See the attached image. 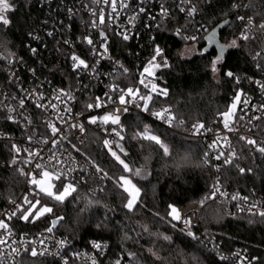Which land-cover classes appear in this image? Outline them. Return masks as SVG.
<instances>
[{
  "label": "trees",
  "instance_id": "obj_1",
  "mask_svg": "<svg viewBox=\"0 0 264 264\" xmlns=\"http://www.w3.org/2000/svg\"><path fill=\"white\" fill-rule=\"evenodd\" d=\"M236 1L237 7L234 8V0H197L209 29L196 40L198 51L190 56L180 53L184 42L170 31L157 33L154 47L159 45L163 49L164 57L171 65L157 71L160 82L169 91L168 97L160 103L174 109L180 128L196 121L207 123L220 120L219 113L227 110L236 91L244 87L242 79L262 72L256 64L264 66V56L253 59L262 44L258 27L250 32V39L238 40L240 47L224 52L216 76L210 71L211 61L220 54L219 45L239 37L242 31V23L237 17L243 0ZM249 1L251 5L243 11L252 16L258 26L264 21V0ZM11 2L15 5V11L8 13L11 23L7 27L0 25V43L6 44L7 51L0 48V53H14L38 67L30 55L33 42L29 33L38 28L44 7L39 6L36 0ZM225 21L228 23L225 24ZM215 29V42L209 45L204 55H200ZM7 65L5 60L0 59V82L5 79ZM58 70L54 68L46 73L60 83L62 78ZM229 70L241 77L238 85L225 75ZM39 71L44 70L39 68ZM129 73L133 78L135 72L131 70ZM123 119L125 139L120 145L124 153L119 148L117 153L130 168L142 169L147 178L125 172L104 146L101 134L89 129L87 141L80 146L79 152L102 170V177L86 175V181L76 185V191L63 203L44 197L41 202L53 207V212L35 223H21L17 232L29 234L51 226L53 220L62 217L53 231L67 235L75 245L86 246L95 239L109 242V249L101 259L102 264H114L117 258H121L122 264H233L228 259H220L202 235L194 234L196 239L188 236V231L168 215L171 204L180 209L187 203L202 200V230L220 241L223 249L242 246L257 258L259 264H264V218L245 213L231 214L221 202L206 199L211 171L204 162L205 150L200 142L154 123L137 112H128ZM180 120L184 123L179 124ZM144 125H148L152 133L159 135L169 146L170 156H164L163 150L150 141L131 138ZM234 140L239 157L232 164L221 167L224 182L264 193V154L239 137H234ZM185 156L187 160L183 159ZM12 159L11 143L0 138V202L16 198L21 189L22 175L17 165L11 164ZM177 162L181 164L179 168L175 166ZM239 165L252 171L241 174ZM123 173L130 174L140 189L132 211L124 207L127 193L117 183V178ZM90 186L97 188L96 193ZM164 236L171 237V240H164ZM128 253H134L135 257H129ZM193 256L197 260L194 261ZM12 264L61 263L50 257L32 256L25 250ZM71 264L86 263L73 261Z\"/></svg>",
  "mask_w": 264,
  "mask_h": 264
},
{
  "label": "built area",
  "instance_id": "obj_2",
  "mask_svg": "<svg viewBox=\"0 0 264 264\" xmlns=\"http://www.w3.org/2000/svg\"><path fill=\"white\" fill-rule=\"evenodd\" d=\"M37 4L44 7V15L39 21L38 28L31 32L33 46L37 51L33 54L30 50V55L38 65L30 64L28 60L22 56L20 62H14L11 65L5 67V79L0 82V138L5 139L11 143H15L22 149L19 155L13 152V158L17 159L18 168H23L25 173H36L40 170L35 169L34 165L37 162L45 164L49 170H53L52 165H55V171H63L67 179L64 183L71 182L75 186L84 183L86 181V175H97L102 177V173L97 171V168L93 165V162L83 156L79 151L88 137L89 129H93L102 136V140H109L113 151L117 152L116 142H121L118 137L114 135H108L105 133V128L117 127L114 125L103 124H90L88 123V117L92 115H103L106 111H110L113 108H120L119 112L121 125L123 126L122 135L125 130L124 115L128 112H137L144 115L150 121L157 123L171 131L179 133L181 135L191 137L200 142L204 147L205 153H208V167L211 171V181L207 189L205 197H209L212 194L213 186L219 187L220 192L227 193L226 196H222L219 193L216 194L214 199L221 202L226 210L231 214H251L248 209L252 204L258 205L260 210H264V193H257L255 190L242 189L237 185H227L221 174V167L227 165L225 159L230 158V153L235 150L236 157L233 162L239 157V151L234 137H240L241 135L255 139L259 146H264V111L260 110V106L264 104V92L259 87L250 82L249 77L253 80L264 81V72L260 75L246 76L242 79L244 87L242 90L249 100L248 105L240 104L237 108V116L244 115V120H237L232 127L237 129L236 131H227L223 127L222 118L220 120H214L207 123L196 121L186 127L180 128L177 123V119L173 121L172 127H169L163 121L157 120L147 112H142L140 108L136 106L139 101L130 103L128 111L124 112V106L119 104H109L107 108L98 109L95 111H89L85 108V105L91 102L97 96H104V93L109 91L107 87L110 84H119L121 87H133L140 88L141 92L146 91L142 85L139 84L140 72L146 66L147 62L153 55V48L155 45V39L157 33L161 31H170L171 34L186 43H192L196 46V40L209 29L207 21L201 16V11L197 0H191V4L183 3L182 0H125L129 4V7L124 9L120 8L118 4V14L113 13L115 19L106 25H101L99 28H92L91 21L96 19L91 15V10H95L97 14L103 9L105 13V19L108 20V13L112 10L109 6L103 3L97 4L94 0H36ZM237 5V1L233 2ZM168 8L169 16L164 17L161 15V5ZM251 5L249 0H243L241 4V10L238 16L245 17L242 23V30L245 28L247 18L252 17L245 14L244 8ZM190 6H195L197 12L191 16L186 12H181V7L187 9ZM139 7H144L147 10L146 14H140L135 21V27L129 24L128 19L136 13ZM71 9V12L69 11ZM149 16H155V20H150ZM264 21H261V23ZM151 25V27H146ZM159 25V26H158ZM255 26L251 27V31H255ZM103 29L108 34L109 52L106 58L101 59L100 63L96 66L98 72L101 74L98 79L93 77L86 70H78L77 72L72 70V61L70 55L75 53L86 62L92 64L95 59L89 51L90 46L83 42V37L88 35L99 46V31ZM130 35L133 37L128 41H124L120 35L116 33L122 30H129ZM180 29V34H176V30ZM258 29V28H257ZM259 30V34L262 37V44L257 49V52L261 53L260 56H264V30ZM52 32L53 35L49 36L48 33ZM33 36L39 37V39H33ZM195 36V40H185L184 37ZM154 38V39H153ZM70 41V44H65L64 41ZM256 52V53H257ZM195 53V52H194ZM17 57V56H16ZM119 61V65H123L128 69L127 73L123 72V68L116 64ZM58 68V74L62 78V82L54 81L46 73L47 70L52 71L54 68ZM43 69L44 71H39ZM35 70V74L31 71ZM135 72L132 78L129 72ZM155 78L147 77L145 83L152 81L157 84L158 88H168L160 82L158 69H155ZM15 72L18 76V80H13L12 73ZM48 72V71H47ZM111 74V75H109ZM78 79L81 83L88 85L87 88H79ZM42 85V87H41ZM45 96V100L41 103L47 104L48 100L56 95L57 89L71 88L72 94L76 97L75 101L68 102V107L72 109V113L68 114L64 111V104L57 102V106L61 109L57 112L51 108L47 111L35 107V96H29L25 100V108L19 107L18 99L13 97L25 96L24 90L29 92L38 88ZM79 89V90H78ZM169 94V91H168ZM115 96V94H113ZM168 97V95H167ZM167 97L158 96L154 94L153 105L155 109L168 107L171 109L173 115L176 116L174 109L170 105L160 103L162 99ZM106 99V98H105ZM55 102V101H54ZM255 105V107H253ZM7 106L14 107L16 109L13 113L7 112ZM152 105H150L151 107ZM243 108L244 111H240ZM22 114V115H21ZM12 115L16 122L8 120L6 117ZM63 116L65 122H61L58 117ZM23 117H28L31 123H27ZM257 117H259L257 119ZM177 118V117H176ZM249 118L251 123H249ZM48 122H53L60 129V133L53 137L50 128L47 127ZM77 123L83 124L85 131L81 132L79 128H71L70 124ZM204 124L206 128H211L212 131L205 132L203 129L199 134L195 133L193 125ZM119 130V128H118ZM217 133L220 136H226L230 141V145L221 139L216 147L210 148L209 145L217 137ZM31 136L32 141L29 142L27 137ZM66 136L67 138H62ZM43 139H48L49 143L44 144ZM53 139L57 140L55 146L51 143ZM29 149L31 151H37L40 153V157L32 158L31 164H25L24 161L27 158V153L23 149ZM108 149V148H107ZM223 151L224 155L220 159H216V155ZM55 155L57 159L62 160L61 164H56V161H52L49 164V160L52 155ZM205 160V158H204ZM232 162V163H233ZM242 166H238V169ZM69 169H75V171H69ZM59 185V181H54ZM90 184V183H89ZM91 185V184H90ZM93 193H96L97 188L90 186ZM34 191L33 186L29 184V177L22 175V185L20 192L16 198L8 201L0 202V219H6L4 214L10 212L13 209L12 201L16 203H22V197ZM236 195L238 199L232 200L231 197ZM247 197L245 201L241 198ZM31 199V195H29ZM201 201L190 202L183 205L179 210L182 217L181 221H177L178 225L186 231H192L193 234L202 235L206 240L208 246L215 251L220 259H228L233 264H241V260L244 264H248V261H252V264H259L255 257L251 255L242 246L223 249L220 241L216 240L214 236L209 233H205L200 226L201 217ZM243 208L244 211L240 209ZM255 211V210H254ZM183 219H190V225H185ZM9 223L12 231L11 236H7L6 233L0 231V238L8 240L7 245H0V264H12L18 257L28 249L35 248L37 252L45 251L44 255H36L37 257H50L61 264L67 261V264H71L73 261H81L86 264H92V258H95L97 264H102L101 259L106 255L109 249V242L103 239H95L89 243V245H75L73 240L65 234H59L54 231L47 233L41 228L29 234L17 232L19 225L24 221L13 218ZM23 232V231H22ZM23 238V239H22ZM40 240H44V244L40 243ZM60 241H65L63 247L60 245ZM101 243L107 245L101 254L97 249L93 247V243ZM18 248V253H12V248ZM239 253V255H237ZM31 254V253H30ZM256 258V257H255Z\"/></svg>",
  "mask_w": 264,
  "mask_h": 264
},
{
  "label": "snow or ice",
  "instance_id": "obj_3",
  "mask_svg": "<svg viewBox=\"0 0 264 264\" xmlns=\"http://www.w3.org/2000/svg\"><path fill=\"white\" fill-rule=\"evenodd\" d=\"M95 3L100 4L103 3L104 5H107L111 8V12L108 13V20L106 21L105 19V13L103 9L97 14L95 10H91V15L93 17H96V19H93L91 21V27L92 28H99L101 25H106L110 24L114 19L115 16H113V13L118 14V4L120 8H128L129 4L125 2V0H94ZM183 3H188L191 4V0H182ZM233 7H237V5L233 4ZM181 12H186L187 15L191 16L197 12V8L195 6H190L189 8L185 9L181 7L179 9ZM11 11H15V5L11 2V0H0V25H3L5 27L9 26L11 21L9 19L8 13ZM71 12V9H69ZM161 15L164 17L169 16V9L164 7V5H161L160 8ZM147 10L144 7H139L138 10L134 15L129 17L128 22L129 24L132 25V27H135V21L137 20L138 16L140 14H146ZM150 20H155V16H149ZM238 20L244 21L245 17L243 16H238ZM228 21H225V24H227ZM159 26V25H158ZM258 27L260 30H264V22L260 23L258 26L255 25V22L252 17L247 18V23L245 28L240 32L239 37L231 39L230 42L227 44H220L219 49H220V54L216 56L212 61H211V67L210 71L212 73H217L219 71L218 69V64H220L223 59H224V52L227 49H233V48H238L240 45L238 44V40H248L250 39V31L251 27ZM146 27H151V25H146ZM117 35H120L124 41H128L129 39L133 38L130 35V29L129 30H122L118 33ZM176 34H180V29L176 30ZM29 35H32L29 33ZM49 36L53 35L52 32L48 33ZM99 46L97 47V43L88 35L83 37V42H85L87 45L90 46L89 51L94 57H98V59H95L92 64H89L86 62L85 59H82L80 56L76 55L75 53H72L70 55V60L73 62L72 63V70L73 72H77V75L79 77V72L78 70H86L92 77L93 79H98L99 76L101 75L98 70H97V65L100 63L101 59L106 58L108 52H109V43H108V34L101 29L99 31ZM216 38V32L213 30L208 39V43L211 45L215 42ZM33 39H39V37L33 36ZM154 39V38H153ZM185 40H195V36H185ZM65 44H70V41L65 40ZM0 48H4L5 51H7V47L5 43H0ZM33 54L36 53L35 48L30 49ZM191 51V50H189ZM207 52V49H203L199 54L204 55V53ZM261 53L257 52L253 59L255 60L257 57H259ZM0 59L5 60L9 65L13 64L14 62H20V58L16 57L14 53H8V55H4L3 53H0ZM116 64L123 68V72L127 73L128 69L124 68L123 65H119V61H116ZM171 65H169L168 60L164 57V52L163 49L159 46L156 45L153 48V55L151 59L147 62L146 66L143 68V71L140 72V80L139 84L143 86V88L146 90L144 92H141L140 88H133V87H121L119 84H110L107 87L109 88V91L104 93V96H97L95 97L91 102L87 103L85 105V108L89 111H95L98 109L102 108H107L109 104H119L124 106L123 111L127 112L128 111V105L130 103H134L139 101V103H136V106L140 108L142 112H147L151 116L155 117L157 120L163 121L166 124H168L169 127H172L173 121H175L177 118L175 115L172 114L171 109L168 107H163L160 109H155L153 105V100H154V94L158 96H164L167 97L168 95V90L165 88H158L157 84L153 83L152 81H149L148 83H145V80L147 77H153L155 78V71L154 69H159L161 67L163 68H168ZM256 67L264 72V66H261L259 63L256 64ZM33 74H35V70H31ZM111 75V74H109ZM225 75L232 79L237 85L240 83L241 77L237 76L234 72L232 71H227ZM13 80H18V76L15 72L12 73ZM251 83L257 85L259 89L264 92V81L262 80H253L252 78H248ZM78 84L79 88H87L88 85L83 84L79 81L78 79ZM42 87V85H41ZM79 90V89H78ZM26 95L21 96V97H13V99H18L19 102V107L21 109L25 108V100L29 96H35V107L39 109H43L47 111L49 108L60 112L61 109L58 108L57 102L64 104V111H66L68 114L72 113V109L68 107V102L75 101L76 97L72 94L71 88L69 89H64L60 88L55 90L56 95L52 97L50 100H48L47 104L41 103V101L45 100V96L42 92L39 91L38 88L32 89L30 92L28 90H24ZM115 94V96L113 95ZM106 98V99H105ZM55 101V102H54ZM243 104V105H248L249 100L246 97V94L242 90H237L236 94L233 98V102L231 105L227 108L222 113H219L220 117L222 118L223 122V127L227 131H236L237 129H234L232 125L237 121V120H244V115H239L237 116V108L238 105ZM150 105H152L150 107ZM255 107V105H253ZM260 110L264 111V104L260 106ZM16 109L11 106H7V112L8 113H13L15 112ZM121 111L120 108H113L110 111H106L103 115H92L89 116L88 123L90 124H103V125H114L117 127H112V128H105L104 131L108 135H114L119 138V140H124L125 137L121 134L123 131V126L121 125V119L119 112ZM240 111H244L243 108L240 109ZM22 115V114H21ZM8 120L16 122L15 118L12 115H8L6 117ZM27 123H31V120L28 117H23ZM259 117H257L258 119ZM58 119L61 122L64 121L63 116H59ZM251 119L249 118V123H251ZM184 121L180 120L179 124H183ZM47 127L50 128L52 136L56 137L60 133V129L56 126L55 123L53 122H48ZM69 127L71 128H79L81 132L85 131L84 125L83 124H77L73 123L70 124ZM119 128V130H118ZM193 128L195 129V133L199 134L200 131L203 129L205 132H210L212 131L211 128H206L204 124H196L193 125ZM62 138L66 139V136H63ZM133 140H146L154 143L155 145L159 146V149L163 150L164 156H170L171 155V150L169 146L161 139L159 135L153 134L152 130L149 128L148 125H144L142 129H139L136 131V133L131 137ZM28 141H32V137L28 136L27 137ZM223 139L225 142H227L230 145V141L226 136H220L219 133H217L216 139L213 141L212 144L209 145L210 148L216 147L218 142ZM240 140L245 141L246 144L252 145L253 147L256 148V150L262 154H264V146H259L257 144V141L255 139H251L248 137H245L241 135L239 137ZM44 144H48L49 140L48 139H43ZM53 146L56 145L57 140L53 139L51 141ZM104 146L108 148V151L111 153V155L123 166V169L125 172L132 173L135 176H140L142 178H147V174L144 173L142 174V169H133L129 167V164L126 163L115 151H113L111 147V143L109 140H104L103 141ZM116 147L119 148L120 152L124 153V148L122 145L119 144V142H116ZM11 150L16 153L17 155L20 154L22 149L18 147L15 143L11 145ZM24 152L27 153V158L22 161L25 164H31L32 158L40 157V153L37 151H31L27 148L23 149ZM125 155H127L125 153ZM224 153L223 151H220L216 155V159H220L221 156H223ZM236 157L235 150H233L230 153V158L225 159L226 164H232L233 159ZM187 156H185L183 159L187 160ZM52 161H56V164H61L62 160L57 159V157L53 154L49 160V164H51ZM205 163H208V153H205ZM18 163L17 159H12L11 164L16 165ZM177 168L181 166L180 162H177L175 165ZM35 169H38L40 171L36 173H25L23 168H18L17 170L21 175H27L29 177V184L33 186L34 191L31 193L25 195L22 197V203H16V201H12L13 204V209L10 212H6L4 216L6 219H0V231H3L4 233L7 234V236L12 235V231L10 229L9 223L6 221H11L13 218H16L18 220L24 221L26 223H35L36 221L40 220L42 217H44L46 214L52 213L53 212V207L49 206L47 203H42V199L44 197L55 201L57 203H63L64 200L72 193L76 191V187L73 183L68 182L64 183V180L67 179L66 174L61 170V171H55V165H52L53 170H49L48 167L45 166V164L37 162L34 165ZM69 171H75V169H69ZM97 171H102L101 169L97 168ZM239 171L241 174H244L246 171L251 172L252 169H245V168H239ZM107 176V173L104 174ZM54 181H59V185L54 183ZM117 183L119 184L120 187L123 188V191L127 193V199L126 202L124 203V207L128 209L129 211H132L134 209V206L137 204L138 197L140 195V189L132 182V180L128 177L125 176H120L117 178ZM219 193L222 196H226L227 193H222L220 192V189L218 186L214 185L213 186V191L212 194L209 197H206V199H214L216 194ZM29 195H31V199L29 198ZM232 200L238 199L236 195H233L231 197ZM243 200H247V197L241 198ZM203 203V201H201ZM170 211L168 212V215L171 217L172 220L175 221H181L182 217L180 214V211L173 205H169ZM241 211H244L243 208L240 209ZM255 210V211H254ZM248 211L252 215H258L261 218H264V210H260L258 205L252 204ZM59 219H62V217H57L56 220H53L51 222V226L47 227L44 231L47 233H51L53 231V228L55 227L56 223L58 222ZM183 223L187 226L190 225L191 221L190 219H183ZM251 223V221H250ZM147 230V229H145ZM187 235L192 237L193 239H196L192 231H188ZM23 239V238H22ZM164 240H171V237L164 236ZM41 244H44V240H40ZM61 247L64 246L65 241H60L59 242ZM8 240L5 238H0V245H7ZM93 247L97 249L101 254L103 253L104 248L107 247V245H102L101 243H93ZM26 251H29L28 249H25ZM12 253H18L19 249L18 248H12L11 249ZM45 251L37 252L35 248L30 249V253L32 256L36 255H44ZM150 252H152L151 249H149ZM155 255V252L152 253ZM129 257L134 258L135 254L134 253H128L127 254ZM239 255V253H237ZM159 259V257H157ZM192 259L195 261L197 260V257L193 256ZM253 260L257 259L255 257L252 258ZM64 264H67V261H64ZM92 264H97V261L95 258H92ZM114 264H122L121 258H117L114 261ZM241 264H244V261L241 260ZM248 264H252V261H248Z\"/></svg>",
  "mask_w": 264,
  "mask_h": 264
},
{
  "label": "rangeland",
  "instance_id": "obj_4",
  "mask_svg": "<svg viewBox=\"0 0 264 264\" xmlns=\"http://www.w3.org/2000/svg\"><path fill=\"white\" fill-rule=\"evenodd\" d=\"M189 50H191V51H189ZM196 51H198V48H196V46L194 45V44H192V43H186L183 47H182V50H181V54L183 55V56H190V55H192L194 52H196ZM155 70V69H154ZM219 72V71H218ZM217 72V73H218ZM217 73H213L215 76L217 75ZM233 102V100L230 102V104H229V106L231 105V103ZM228 106V107H229ZM117 153V152H116ZM117 155H119L118 153H117ZM120 156V155H119ZM121 157V156H120ZM121 159H123L122 157H121ZM124 160V159H123ZM121 176H125V177H128V178H130L131 180H132V182L139 188V186H138V184L134 181V179L132 178V176L130 175V174H128V173H123ZM127 199V198H126ZM126 202V201H125ZM171 205H173V206H175L178 210H179V208H178V206H176L175 204H171ZM170 211V210H169ZM180 211V210H179Z\"/></svg>",
  "mask_w": 264,
  "mask_h": 264
},
{
  "label": "water",
  "instance_id": "obj_5",
  "mask_svg": "<svg viewBox=\"0 0 264 264\" xmlns=\"http://www.w3.org/2000/svg\"><path fill=\"white\" fill-rule=\"evenodd\" d=\"M215 32H216V29H215ZM209 45H210V44H207L206 49L209 47Z\"/></svg>",
  "mask_w": 264,
  "mask_h": 264
}]
</instances>
